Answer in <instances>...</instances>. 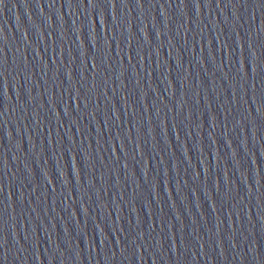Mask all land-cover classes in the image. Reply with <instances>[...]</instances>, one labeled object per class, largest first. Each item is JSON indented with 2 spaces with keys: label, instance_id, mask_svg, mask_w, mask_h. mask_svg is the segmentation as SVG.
Here are the masks:
<instances>
[{
  "label": "water",
  "instance_id": "1",
  "mask_svg": "<svg viewBox=\"0 0 264 264\" xmlns=\"http://www.w3.org/2000/svg\"><path fill=\"white\" fill-rule=\"evenodd\" d=\"M0 264H264V0H0Z\"/></svg>",
  "mask_w": 264,
  "mask_h": 264
}]
</instances>
